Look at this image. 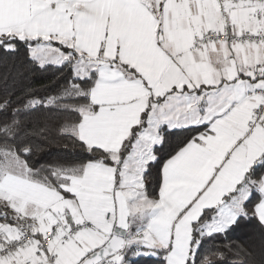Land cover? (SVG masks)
<instances>
[{
    "label": "snow or ice",
    "instance_id": "6c2138e0",
    "mask_svg": "<svg viewBox=\"0 0 264 264\" xmlns=\"http://www.w3.org/2000/svg\"><path fill=\"white\" fill-rule=\"evenodd\" d=\"M264 264V0H0V264Z\"/></svg>",
    "mask_w": 264,
    "mask_h": 264
},
{
    "label": "trees",
    "instance_id": "16d2710c",
    "mask_svg": "<svg viewBox=\"0 0 264 264\" xmlns=\"http://www.w3.org/2000/svg\"><path fill=\"white\" fill-rule=\"evenodd\" d=\"M147 264H151V262L149 261V262H147Z\"/></svg>",
    "mask_w": 264,
    "mask_h": 264
}]
</instances>
